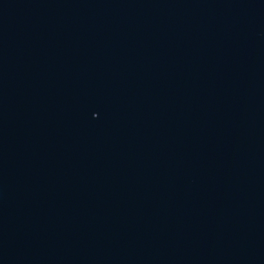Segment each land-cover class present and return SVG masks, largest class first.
<instances>
[{
  "label": "water",
  "instance_id": "water-1",
  "mask_svg": "<svg viewBox=\"0 0 264 264\" xmlns=\"http://www.w3.org/2000/svg\"><path fill=\"white\" fill-rule=\"evenodd\" d=\"M0 264H264V0H0Z\"/></svg>",
  "mask_w": 264,
  "mask_h": 264
}]
</instances>
